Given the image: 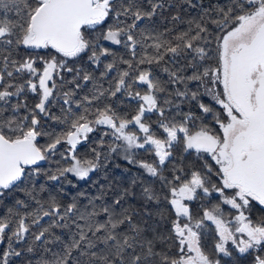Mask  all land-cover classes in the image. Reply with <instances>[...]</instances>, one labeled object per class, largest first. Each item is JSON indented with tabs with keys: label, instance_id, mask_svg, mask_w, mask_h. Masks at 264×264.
I'll return each mask as SVG.
<instances>
[{
	"label": "snow or ice",
	"instance_id": "obj_1",
	"mask_svg": "<svg viewBox=\"0 0 264 264\" xmlns=\"http://www.w3.org/2000/svg\"><path fill=\"white\" fill-rule=\"evenodd\" d=\"M186 3L156 31L166 0H0V264H264V0ZM115 158L142 170L136 209L36 186Z\"/></svg>",
	"mask_w": 264,
	"mask_h": 264
},
{
	"label": "trees",
	"instance_id": "obj_2",
	"mask_svg": "<svg viewBox=\"0 0 264 264\" xmlns=\"http://www.w3.org/2000/svg\"><path fill=\"white\" fill-rule=\"evenodd\" d=\"M193 2H196V0H193ZM204 2L207 4L209 0H204ZM200 12L201 9L199 7L195 9L191 8L186 3V0H166V6L161 11V14L153 17L152 21L147 23L149 28L156 31H163L165 28L173 27V24L171 23L172 16L180 15L185 21H188L197 17ZM177 27L184 28L186 27V24L178 25ZM28 103L30 105L34 104L35 99L29 96ZM53 112H58V110L53 108ZM92 135L95 136L96 134L94 133ZM79 151L82 155L87 154L86 147L81 146ZM116 165H119V167H116ZM44 167H54V164H45ZM141 171L142 170H138L135 166L128 165L126 161L115 158L103 171L92 174L88 181L76 182L75 178H72L74 183H76V187L74 188L65 184L63 191L59 188L54 189L49 187L52 182L45 181L43 178L36 180V186L39 187L40 184L45 185L48 189V191L42 193L45 197L51 193L52 195L58 196V198L64 203L69 202L72 197H76L82 205H86L89 199L100 195L101 192L105 193V200L108 203H111L113 199L117 198V193H120L127 188L130 191H134L136 195L134 199L131 197L128 198L126 206L136 209L139 207L141 196L138 185L133 186L132 181L141 174ZM80 193H84V195L80 196ZM7 203L8 201H5V204ZM97 203H100V201H97ZM4 212L5 206L0 205V214H3ZM255 215L258 218H264V212L259 210L256 211ZM165 216H167V212H165ZM148 227V234L151 236L152 231L165 233L168 225L163 221H159V218L154 216L152 220L148 221ZM54 231L57 235H63L65 240L68 238V230L55 229ZM49 246L58 250L56 245ZM4 248H6V245H0V249ZM42 256H46V254L43 249H40L35 253H24L22 258L13 259L14 264H28V261H32V264H36V261ZM221 264H250V258L246 259L234 254L231 258H223Z\"/></svg>",
	"mask_w": 264,
	"mask_h": 264
},
{
	"label": "rangeland",
	"instance_id": "obj_3",
	"mask_svg": "<svg viewBox=\"0 0 264 264\" xmlns=\"http://www.w3.org/2000/svg\"><path fill=\"white\" fill-rule=\"evenodd\" d=\"M118 159H121V158H118Z\"/></svg>",
	"mask_w": 264,
	"mask_h": 264
}]
</instances>
